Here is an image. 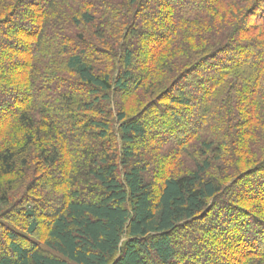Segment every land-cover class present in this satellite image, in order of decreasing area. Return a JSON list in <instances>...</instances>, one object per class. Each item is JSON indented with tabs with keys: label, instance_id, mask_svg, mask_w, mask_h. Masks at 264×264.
Listing matches in <instances>:
<instances>
[{
	"label": "trees",
	"instance_id": "16d2710c",
	"mask_svg": "<svg viewBox=\"0 0 264 264\" xmlns=\"http://www.w3.org/2000/svg\"><path fill=\"white\" fill-rule=\"evenodd\" d=\"M56 1L0 0V187L5 177L26 178L33 150L44 168H54L65 142L76 156L60 180L43 187L72 192L40 210L48 218L42 246L8 234L0 264H149L150 257L181 264L191 257L180 247L186 237L189 252L199 250L207 264H264V204L255 198L245 204L237 191L255 177L251 184L264 192V0H152V13L149 0H126L136 16L127 24L121 15L114 21L118 43L116 35L102 36L100 26L80 37L76 52L52 26L46 35ZM21 6L25 11L16 12ZM81 20L94 22L86 13ZM71 23L81 22L71 18L65 31ZM142 24L151 28L145 32L151 45L135 62L127 41ZM67 79L81 92L63 88ZM113 92L133 101L111 117L119 148L110 137L111 121L101 119L112 116ZM166 102L187 112L183 118L168 114L156 125L169 134L160 141L166 149L160 177L148 182L146 168L132 162L135 140L146 136L140 116ZM84 138L114 150L98 151ZM78 185L93 197L75 191ZM10 186L0 189V208L9 203ZM39 214L36 208L25 213L31 234ZM220 216L225 226L219 230L213 220ZM199 225L200 235L192 230ZM212 240L235 256L229 259Z\"/></svg>",
	"mask_w": 264,
	"mask_h": 264
},
{
	"label": "rangeland",
	"instance_id": "374dc122",
	"mask_svg": "<svg viewBox=\"0 0 264 264\" xmlns=\"http://www.w3.org/2000/svg\"><path fill=\"white\" fill-rule=\"evenodd\" d=\"M151 2L152 0H149L146 3L148 9L147 11L150 13H152L155 9V4L153 3V5H151ZM54 6L56 7L50 9L53 13L52 16L48 19L49 27L46 30V35L47 36L49 34L51 35L50 28L52 26L55 30H57V32H59V36L62 41L64 39H67L63 43L66 44L70 49H72L75 52L78 49L77 42L80 41V37L82 39L89 38L91 34H95V28L100 26H101L100 29L98 28L100 31L99 33H101L102 36H104L105 34V36H107L111 40L114 39L113 37L116 35L114 43L116 42L117 44L118 43L117 33L114 29H111V26L113 25L114 21L117 18H119V16L121 15L123 24H127L133 19L134 16H136L135 15L136 11L135 10L133 11V7L127 4L126 0H63V1L58 0L55 2ZM152 7H153V11H152ZM24 11L25 9H23L22 6L20 7V9L16 10V12H20V13ZM155 11L157 12L156 9ZM84 13L89 14L93 17L94 22L92 25H86L85 23H83V21L81 20V15H83ZM10 18L11 17H8L7 21H9L8 19ZM71 18H76L80 20L81 23L79 25H74V23L73 24L71 23L67 31H65L64 28H66V22L71 20ZM11 20L15 21L13 19ZM139 21L142 23L143 20L140 19ZM143 25L144 24H142L141 27L140 26L137 27L138 33H135L133 34V36H130V39L127 41V44H129V48L133 53V57L136 59L135 62L143 59L145 53L149 50L151 45L148 42H147L148 44H145V39L147 38V33L145 32H150L151 28L148 26V28L145 29V26L143 27ZM42 26L44 27L43 24ZM3 38L4 37H2V39ZM120 45L121 44L119 42L118 47H120ZM8 51L9 50H7V52ZM81 54L83 53L81 52ZM119 60L120 57L115 58L114 66L116 69ZM109 68L110 67L108 66L106 70H108ZM103 70L104 68L102 69V71ZM55 82L56 81L54 80L52 81V83ZM184 82L178 83L174 91H170L172 96L177 97L175 90L179 91L181 86L185 84ZM61 84L63 88H67V90H76L77 92H81L80 89H78L79 87H74L77 84V82L72 79H67V81H63ZM189 91L187 90L186 92L190 94ZM109 99L113 101L109 105V110H110L109 112H112L111 114L112 116H110V114H107L105 116L102 115L101 119L103 120L107 119L111 121V117L112 118L114 117V111L117 108H121L122 106H125L128 109L129 107L133 106L131 104L133 103V101L127 100V95L125 92H120V93L113 92L112 94H109ZM166 104L167 102L165 104L162 103L151 108H146L142 112V115L140 116L146 128V136L141 139L135 140L134 153L136 155V159L133 160L132 162L134 163L136 162L138 164L141 163V165H143V167L146 168L147 174L145 175V177L148 182L151 181L155 183L157 182V179L160 177L159 170L161 169V167H159L160 166L159 162H161V160L163 159L161 158V156L162 157L164 156L166 150V149L162 150L160 141L163 140V137L165 135L169 134V132H167L165 129L159 131L156 125L162 120L163 117L169 116L168 114L170 115L174 114L178 118L181 117L183 118V115L185 116V113L187 112V109L183 107H179L176 105L171 106L170 104L169 105ZM14 108L16 107L14 103H12L11 109L9 111L12 112ZM12 114L13 112L11 113V115ZM79 114H82L81 111L78 112L76 116H80ZM85 114L87 116L93 117L96 114V112L90 114L85 113ZM169 122L171 123V119H169L168 124H170ZM111 123H112L111 129L109 131L110 137L112 138L115 135L117 141L116 147L119 148V141L117 139L118 124L113 119ZM68 138H69V144H71L72 137L69 135ZM83 141L85 142L86 146L92 148L93 146L96 145L95 148L98 149V151H101L99 150L101 148L102 150L105 149H111V151L114 150V147H112L110 143L108 142L103 143V140L93 141L90 138L87 139L84 138ZM94 142L97 144H94ZM101 144H103V146ZM59 148H60V162L58 161L59 164L56 165L54 168H50V167L44 168L41 163L42 159H39L37 157L38 156L37 151L33 150L32 154L30 155L31 159H30L29 167L25 169L26 178L22 180L18 179L17 181H15L16 180L15 177H14L15 180H13L11 177H5L4 180L2 181V185L0 189H5L8 185H11L10 186L11 188L13 185V190H11L12 196L8 199L9 200L8 205H6L3 208H0V250L3 251L7 250V244L9 243L8 234L11 233L15 234L17 241L23 245L29 246L32 244H39V246H42L45 236V231H44L45 224L48 222V218L41 215L40 210L45 207L44 211L46 212L47 208L50 209L54 205L58 206L56 201L59 202L58 199L60 200V197L64 195H68L71 191L70 189H66L65 190L66 194L64 192L57 194L58 191L57 189H52L51 187L48 186L43 187V184L49 182L54 178H56L55 182L57 181V178L58 180H60L61 178L58 177L60 171L66 170L67 165H70L72 163L71 159L74 156H76V154H74L73 156L69 155V153L67 152L68 151L67 143L65 142H63L62 145L60 144ZM160 149L162 151H160ZM69 172H71V170H69L68 173ZM259 176H261V174H259ZM252 179L255 180V177H253ZM252 179H247L244 182L239 183V185L237 186L238 187L237 191L240 192L238 198L241 199L245 204L247 201L253 198L259 200L261 204H264V200L262 201L261 199L264 198V192H261L260 186L256 187L251 184ZM69 188L72 189V186L69 185ZM86 188H87L86 186L78 185L76 186L75 191L82 193L87 198L90 197L92 198L93 196H90L89 194L90 192H87ZM32 208H36V212L38 214L40 213L37 219L38 228L35 234H31L26 230L29 220L28 218L25 217V213L28 210H31ZM221 218L222 216L215 218L213 220V222L216 221V223L219 224L218 227L219 230L221 228L220 226L223 224V222H220ZM223 225L225 226V223ZM197 226L193 227L192 230L197 229L198 235H200L199 232H203L204 227L201 228V225H199V227ZM218 231H214L213 233L215 234V232ZM208 232L212 233L211 230H208ZM181 239L183 243H185L184 245L181 244L180 246L181 249L185 248V250H187L189 255L191 256L190 258L187 257L186 260L183 261V263L181 264H207V261H205V259L202 257L203 254L201 255V257L197 255L198 253H200L199 250L189 252V248H187L188 247L187 243L188 241H190V238L186 237L185 239L184 238ZM212 243L214 247L215 246L218 247L221 252L225 253L229 259L235 256L234 254H231L232 252H230L226 247H221L220 245H218V243H215L213 240ZM229 254H231L232 256H230ZM187 260H189V263L187 262ZM148 262L149 264H159L154 257H150ZM219 263L225 264L223 262H219Z\"/></svg>",
	"mask_w": 264,
	"mask_h": 264
}]
</instances>
